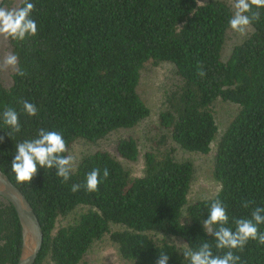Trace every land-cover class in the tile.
<instances>
[{"label": "trees", "instance_id": "1", "mask_svg": "<svg viewBox=\"0 0 264 264\" xmlns=\"http://www.w3.org/2000/svg\"><path fill=\"white\" fill-rule=\"evenodd\" d=\"M29 2L35 5L31 17L37 34L22 41L7 38L25 75L15 71L6 84L0 71V166L27 196L42 225L36 264H81L106 236L129 264H156L161 252L169 255L167 264H190L183 249L198 251L205 242L213 256L222 257L229 249H217L203 224L211 203H223L229 217L225 227L233 230L235 219L251 218L256 207L264 208V8H253L260 15L251 33L224 58L235 0ZM3 6L23 4L6 0ZM149 61L170 62L178 78L159 115L163 135L156 144L168 140L187 151L209 153L216 141L213 176L220 189L214 196L189 201L193 163L177 159L172 145L146 151L141 176L101 149L84 154L67 182L54 168L39 166L31 182L16 180L11 170L15 145L36 138L39 129L60 132L68 148L63 155H70L78 140L95 143L149 118L151 109L138 91ZM218 99L239 106L219 137ZM24 100L36 105V116L23 111ZM7 107L18 112L21 125L11 137L2 118ZM116 150L129 161L140 159L133 136L121 137ZM94 168L101 170L100 183L97 191L88 192L83 185ZM73 184L82 187L72 192ZM258 229L264 232V224ZM21 246L17 212L0 196V264H17ZM231 251L240 257L238 264H264V245L257 240Z\"/></svg>", "mask_w": 264, "mask_h": 264}, {"label": "clouds", "instance_id": "2", "mask_svg": "<svg viewBox=\"0 0 264 264\" xmlns=\"http://www.w3.org/2000/svg\"><path fill=\"white\" fill-rule=\"evenodd\" d=\"M22 4L23 6L18 8H7L0 4V36L5 39L12 38L22 41L28 36L37 34V24L31 17L35 5L29 0H22ZM233 7L235 11L228 21L229 26L232 30L245 34L252 22L259 19V11H253V8H264V0H235ZM18 59L16 54L8 53L0 62V71L12 68L18 75H25V72L17 67ZM198 74L201 77L206 75L203 70ZM21 103L23 111L28 116L37 115L38 108L35 104L26 100ZM2 118L4 124L12 130L7 133L8 136L11 137L13 133L20 132L19 114L14 108H5ZM2 139L3 137H0V141ZM15 147L11 170L18 182H31L37 174L38 166L45 169L54 168L56 175L62 178L63 182L70 179L75 160L72 155H63L68 151V148L60 132L39 129L36 138L24 140L17 143ZM100 172L99 168H94L86 174L83 187L88 192L98 190ZM108 176L109 171L105 168L103 178L106 179ZM81 187L80 184H73L71 191L77 192ZM243 206L247 208L248 202H245ZM228 221L229 217L225 206L219 199L214 200L210 205L208 218L203 221V224L208 234L214 236L216 248H227L229 251L222 257L213 256L210 243L205 242L198 251H191L185 247L183 249L184 258L190 260V264H238L240 257L234 255L231 250H242L249 240H257L259 244L264 245V232H260L258 229V225L264 224V208L256 207L251 213V218L235 219V230L225 227ZM214 226H218V230L213 231ZM168 260L169 255L161 252L156 264H167Z\"/></svg>", "mask_w": 264, "mask_h": 264}, {"label": "rangeland", "instance_id": "3", "mask_svg": "<svg viewBox=\"0 0 264 264\" xmlns=\"http://www.w3.org/2000/svg\"><path fill=\"white\" fill-rule=\"evenodd\" d=\"M208 0H199L204 3ZM252 31L251 26L246 30L245 34H240L232 29L229 30L227 41L224 48V58H228L235 45L240 43ZM12 53L8 40L0 36V62L8 54ZM15 72L12 68L1 71L2 77L6 84H11L12 75ZM178 78L175 73L173 64L170 62L155 63L149 61L142 69L141 82L138 91L145 103L151 109V115L134 128L120 129L107 135L105 138L91 143L85 140L76 141L71 149L70 155L74 157L75 163L80 158L90 152L97 150H107L113 153L122 163L131 171L134 176L143 174L144 159L143 154L146 151H155L158 149H166L167 146H174V156L179 160H190L194 167V178L192 181L189 201L192 203L199 199L210 198L214 196L220 189V183L213 176L214 156L216 150V141L212 143L209 153L191 152L184 150L168 140L158 147L156 142L162 137V131L159 129L158 118L166 108V95L176 87ZM216 120L219 125V134L224 131L229 122L238 112L239 106L236 103L218 99L214 104ZM133 136L139 143L141 150L140 159L137 161H129L118 154L116 150L117 141L121 137ZM73 165V166H74ZM117 228V226H114ZM180 247H185V243L181 239H173ZM81 264H129L123 260L117 246L106 236L96 241L85 256Z\"/></svg>", "mask_w": 264, "mask_h": 264}, {"label": "water", "instance_id": "4", "mask_svg": "<svg viewBox=\"0 0 264 264\" xmlns=\"http://www.w3.org/2000/svg\"><path fill=\"white\" fill-rule=\"evenodd\" d=\"M5 1L0 0V4L4 5ZM0 196L14 206L21 225L22 246L17 264H36L44 242L42 225L27 196L13 183L1 166Z\"/></svg>", "mask_w": 264, "mask_h": 264}]
</instances>
